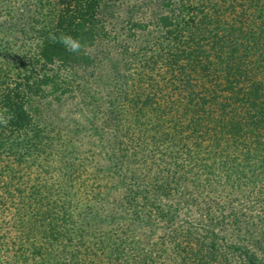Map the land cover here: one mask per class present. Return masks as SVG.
Listing matches in <instances>:
<instances>
[{
	"label": "trees",
	"instance_id": "1",
	"mask_svg": "<svg viewBox=\"0 0 264 264\" xmlns=\"http://www.w3.org/2000/svg\"><path fill=\"white\" fill-rule=\"evenodd\" d=\"M0 205V264H264V0H0Z\"/></svg>",
	"mask_w": 264,
	"mask_h": 264
},
{
	"label": "rangeland",
	"instance_id": "2",
	"mask_svg": "<svg viewBox=\"0 0 264 264\" xmlns=\"http://www.w3.org/2000/svg\"><path fill=\"white\" fill-rule=\"evenodd\" d=\"M10 215L11 214L8 211V205H4V206L0 205V228H2L3 231H5V229L11 226L12 218Z\"/></svg>",
	"mask_w": 264,
	"mask_h": 264
},
{
	"label": "clouds",
	"instance_id": "3",
	"mask_svg": "<svg viewBox=\"0 0 264 264\" xmlns=\"http://www.w3.org/2000/svg\"><path fill=\"white\" fill-rule=\"evenodd\" d=\"M73 47L75 48V47H76V45H73Z\"/></svg>",
	"mask_w": 264,
	"mask_h": 264
}]
</instances>
